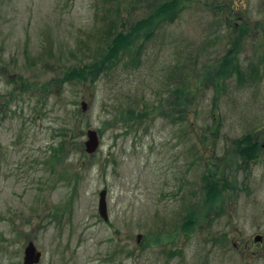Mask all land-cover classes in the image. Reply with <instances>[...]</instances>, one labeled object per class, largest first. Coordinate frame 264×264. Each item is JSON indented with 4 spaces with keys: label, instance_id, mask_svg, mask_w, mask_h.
Returning a JSON list of instances; mask_svg holds the SVG:
<instances>
[{
    "label": "rangeland",
    "instance_id": "obj_1",
    "mask_svg": "<svg viewBox=\"0 0 264 264\" xmlns=\"http://www.w3.org/2000/svg\"><path fill=\"white\" fill-rule=\"evenodd\" d=\"M165 1L0 0V264L30 241L39 264H264V0H184L97 82L65 79Z\"/></svg>",
    "mask_w": 264,
    "mask_h": 264
},
{
    "label": "trees",
    "instance_id": "obj_2",
    "mask_svg": "<svg viewBox=\"0 0 264 264\" xmlns=\"http://www.w3.org/2000/svg\"><path fill=\"white\" fill-rule=\"evenodd\" d=\"M185 7L184 0H167L159 7L155 9V11L149 16V18H146L145 20H141L136 26L132 28L131 31L129 32H120L116 33L115 37L113 38L111 43H108L107 46V51L105 54L102 55V57L98 60L95 61L91 65H85L82 68H75L70 70L66 75L65 79L66 80H71L77 81V82H83L84 81H94L97 82L98 79H100L103 74H108V72L113 71V68L116 67V63L120 60V56L123 54H131L133 51V47L137 44L139 40L142 39V36H140V33H143V36L148 37L150 34L152 35L154 29L156 28L157 24H160L162 22H169L172 23L175 21L178 17L179 14L182 12V9ZM144 33V31H147ZM112 31L106 32L107 34H111ZM110 36V35H109ZM106 39H109L106 37ZM238 39V38H237ZM235 41L234 48L236 51L239 50L240 47V41L237 40ZM107 42H110V40H107ZM233 48V49H234ZM233 51H230L232 53ZM122 57V56H121ZM231 63V59L229 56H226L224 59V67H221L219 70L217 69L215 71V75H217L218 78L220 79H226L231 73L230 69L227 68L228 65ZM231 65V64H230ZM227 66V67H226ZM238 67H237V72H238ZM239 73V72H238ZM232 75V74H231ZM132 118H140L144 117V114H137L135 115L134 111H130ZM121 119H124L125 112L121 111L120 112ZM248 140V144L247 141ZM253 140L251 135L247 137L244 140H240L236 142L235 144L237 145L236 149L239 155H243L245 157L244 161L245 164H249L251 160H254V158H257L258 155H260V149L258 150L259 144H255L256 142L251 143L250 141ZM244 141V142H243ZM250 142V143H249ZM251 144V145H250ZM61 151L63 150V146L61 148H58ZM250 151L249 154L246 151ZM247 154V155H246ZM206 180V186L207 188V198L209 199V203L213 204H219L222 203L223 201V196H224V189L223 187L220 186V181L216 175L212 174L211 178L205 177ZM211 205V204H210ZM190 221H188L184 225L187 229L190 227L192 228L193 225V219L189 217Z\"/></svg>",
    "mask_w": 264,
    "mask_h": 264
},
{
    "label": "water",
    "instance_id": "obj_3",
    "mask_svg": "<svg viewBox=\"0 0 264 264\" xmlns=\"http://www.w3.org/2000/svg\"><path fill=\"white\" fill-rule=\"evenodd\" d=\"M0 102H1V96H0ZM87 108V103H83V110ZM87 140L85 144V151L86 153L89 154H96L97 150L101 146L100 142V135L99 132L94 131V130H88L87 131ZM107 191L102 190L100 192V197H99V208H98V213L100 214L101 218L104 221L109 220V213H108V203H107ZM257 241H262L261 236H257L256 238ZM42 253L38 250L36 247L35 243L33 241H30V243L26 246L25 249V254H24V264H39L41 262V257Z\"/></svg>",
    "mask_w": 264,
    "mask_h": 264
}]
</instances>
